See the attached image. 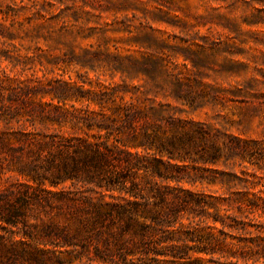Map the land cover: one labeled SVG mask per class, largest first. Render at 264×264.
I'll return each mask as SVG.
<instances>
[{"label":"trees","instance_id":"trees-1","mask_svg":"<svg viewBox=\"0 0 264 264\" xmlns=\"http://www.w3.org/2000/svg\"><path fill=\"white\" fill-rule=\"evenodd\" d=\"M98 55L74 57L95 69ZM109 56L113 60L103 67L130 79L143 77L149 89L130 91L125 79L122 90L87 89L92 83L84 79L86 72L79 76L81 85L59 80L45 90L35 78L31 85L18 74L0 71V183L4 178L19 182L0 187V264H67L57 249L94 237L109 245L105 233L114 238L115 249L102 256L96 248L102 264H118L113 253L124 264H135V257L136 264H208L192 253L209 255L216 264H264L263 232L237 239L224 232L231 225L221 219L215 220L223 225L221 236L202 227L210 209L216 214L224 206L264 212V193L252 192L258 184L248 172L242 170L240 176L208 167L239 160V166L249 162L263 170L264 149L256 141L213 135L203 124L177 118L170 105L157 103L163 93L196 110L205 95L169 73L159 82L166 72L161 60ZM46 96L57 105L40 100ZM38 123L47 130H38ZM49 125L71 130H51ZM184 183L221 185L228 196L188 190ZM38 209L57 210L71 219L75 234L53 222L36 233L37 226L29 227L26 216ZM229 237L237 241L228 242Z\"/></svg>","mask_w":264,"mask_h":264},{"label":"rangeland","instance_id":"rangeland-1","mask_svg":"<svg viewBox=\"0 0 264 264\" xmlns=\"http://www.w3.org/2000/svg\"><path fill=\"white\" fill-rule=\"evenodd\" d=\"M85 52L99 53L95 69L76 61L74 56ZM109 55L136 59L151 56L161 60L166 72L159 82L167 79L169 73L172 79L177 76L199 87L205 95L196 110L163 93L155 99L157 103L170 105L175 108L177 118L203 124L213 135L256 141L264 149V0H0V71L11 76L18 74L31 85H35L31 82L35 78L39 82L36 84L45 90L56 86L59 80L81 85L79 76L86 72L88 76L84 79L92 83L85 86L87 89L122 90L124 79L130 91H136V87L141 91L149 89L143 77L130 79L103 67V62L113 60ZM140 97L145 102L142 94ZM40 100L57 105L50 96ZM93 108L99 111L98 107ZM36 126L38 130H47L40 123ZM49 126L51 130H71ZM238 162L230 161L227 166L220 162L208 167L220 172L234 171L240 176L242 170L246 171L249 179L258 184L252 192L263 194L264 169L259 170L249 162L239 166ZM5 179L0 183L2 189L19 185L14 179L9 182ZM21 183L25 182L21 180ZM182 186L216 197L228 196L221 185L184 183ZM106 196L111 201L109 193ZM216 219L230 224L224 232L237 239L250 238L249 232L264 233L262 210L238 211L224 206L216 214L210 209L209 216L203 217L202 227L221 236L223 225ZM26 221L29 227L37 226L36 233L41 232L43 224L53 222L75 234V222L57 210L30 211ZM113 233L119 232L114 229ZM104 236L109 238V245L101 237L89 241L78 239L77 247L57 249L63 252L59 257L67 264H102L96 248L102 256L115 249L112 235ZM237 239L229 237L228 242L235 243ZM45 249L54 250L50 246ZM113 256L118 264H124L118 255L113 253ZM192 256L216 264L210 262L209 255L192 253ZM218 257L215 255L214 259ZM134 259L138 263L137 257Z\"/></svg>","mask_w":264,"mask_h":264}]
</instances>
